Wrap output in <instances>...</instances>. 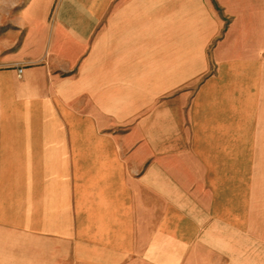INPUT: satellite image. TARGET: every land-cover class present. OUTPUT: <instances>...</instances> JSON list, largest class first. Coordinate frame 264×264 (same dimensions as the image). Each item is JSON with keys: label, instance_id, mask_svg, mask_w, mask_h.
<instances>
[{"label": "crops", "instance_id": "0c3cea01", "mask_svg": "<svg viewBox=\"0 0 264 264\" xmlns=\"http://www.w3.org/2000/svg\"><path fill=\"white\" fill-rule=\"evenodd\" d=\"M0 264H264V0H0Z\"/></svg>", "mask_w": 264, "mask_h": 264}]
</instances>
